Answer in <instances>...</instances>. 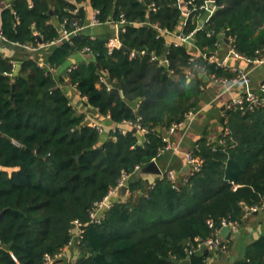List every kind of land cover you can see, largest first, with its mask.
Returning a JSON list of instances; mask_svg holds the SVG:
<instances>
[{
  "label": "trees",
  "instance_id": "16d2710c",
  "mask_svg": "<svg viewBox=\"0 0 264 264\" xmlns=\"http://www.w3.org/2000/svg\"><path fill=\"white\" fill-rule=\"evenodd\" d=\"M4 1L10 3L1 12L7 45L23 52L29 51L24 45L59 38L62 23L72 30L73 22H88L78 4L83 0ZM86 1L102 23L124 15L120 40L127 49L109 54V35L93 38L83 30L37 56L28 52L13 76L10 58L0 56V131L8 136L0 135V264H45L47 253L61 252L73 239L74 220L84 224L75 264H206L198 244L213 234L209 222L241 224L247 209L263 201L264 103L225 108L229 133L214 140L204 132L192 152L202 166L186 180L174 183L166 172L149 182L139 172L158 159L166 130L199 107L201 72L209 80L237 75L203 56L218 49L219 34L246 59L264 48V0H215L208 19L200 8L206 0ZM181 2L191 8L186 22ZM180 32L202 54L195 57L186 42L175 45ZM77 52L93 58L71 66L67 82L101 114L104 133L84 122L86 114L60 86L64 78L52 71ZM104 75L110 89L100 81ZM124 122L131 125L125 132L110 125ZM123 172L130 174L127 199L90 223L91 208ZM232 264H264V234Z\"/></svg>",
  "mask_w": 264,
  "mask_h": 264
},
{
  "label": "crops",
  "instance_id": "0c3cea01",
  "mask_svg": "<svg viewBox=\"0 0 264 264\" xmlns=\"http://www.w3.org/2000/svg\"><path fill=\"white\" fill-rule=\"evenodd\" d=\"M214 1L215 0L209 5L206 16L203 17L204 19H208L213 12H215L216 5ZM181 4L183 13H185L184 8L186 4L183 2H181ZM2 10L3 8H0V27L2 25ZM87 14L88 24L91 20L93 9L89 8ZM186 18L187 16L184 14V22H186ZM85 30H88V33L92 34L93 38L100 34H107L110 36L109 38H111L116 35L117 31L113 24L106 22L99 25H89ZM222 40L223 41L218 45V49L213 55H211L216 60L214 62H217L218 64L222 63L223 66L234 71L244 72L246 74V79L239 80L233 85L228 86L215 79H204L206 81V84L202 87L204 98L200 102L198 108L192 109H197L196 116L191 121L186 120L185 125L178 127L174 132L168 134L171 149L165 151L158 157V159H156L164 174L169 171L174 173L176 182L186 180L188 175L192 172V167L188 163L187 154L193 152L198 139L204 135V132L207 131L209 138L214 140L218 138L219 134H221V127L223 125L222 118L224 117V111L226 108L225 102L227 99L244 94L247 88L259 91L264 83V64L256 63L255 61H250L238 56L233 49L231 40L229 39V42H226L224 39ZM187 44L192 48L194 56L202 54L194 41L190 39ZM47 49L48 48H44L39 52L47 51ZM0 52L3 57L21 61V59L28 57L27 53L31 51L23 52L13 46L2 44L0 45ZM92 58L93 56L86 52H77L68 59L64 66L58 70L53 69L52 71L57 79L60 76L64 78V82H60V86L69 96L70 102L77 112L85 113L86 117L90 118L89 120L102 124L103 117L98 110L86 105L84 102L85 99L80 95L76 87L67 82L69 78V68L71 66H76L82 61L87 62ZM110 125L112 127L119 126L123 129L131 128V125L128 122L121 124L110 123ZM139 173L149 182H153L155 179L153 174L144 173L142 170ZM128 195L129 190L125 194L120 191L112 197V200L115 201L119 199L125 201ZM262 234H264V213L262 211L253 212L250 211V209H247L238 232L233 233L227 228L222 229V237L227 243L226 251L208 249L207 247H202L200 250L207 254L206 264H232L243 258L246 246L258 239ZM78 254L79 249L77 248V245L68 247L64 250L62 257H60L54 264H75Z\"/></svg>",
  "mask_w": 264,
  "mask_h": 264
},
{
  "label": "built area",
  "instance_id": "2783aa9c",
  "mask_svg": "<svg viewBox=\"0 0 264 264\" xmlns=\"http://www.w3.org/2000/svg\"><path fill=\"white\" fill-rule=\"evenodd\" d=\"M213 2V0H206L204 2V4L200 5V8L205 9L206 11L209 8V5ZM189 3H191V1H189ZM79 6H82L86 11L90 8L88 1L83 0L82 2L78 3ZM30 6H32V4H30ZM3 7H10V3L4 0L0 1V8ZM185 15L188 17L190 12H191V8L188 6V4L186 3L185 6ZM99 10L97 9H93V14L91 16V20L88 24L82 26L80 24H78V22H73V29L70 30L68 29L64 23L59 25V28L61 30V35L59 36V38L55 39L54 41H52L49 44H42L41 42H38L37 45H24L23 47L26 48L27 50L31 51V52H35L38 50H41L42 48H47L49 46H52L54 44H58L61 41L65 40V39H69L72 37V35L78 34L80 31H83L86 29L87 26L89 25H99L102 24V22L100 21L99 17ZM106 23H110L113 24L116 27V35L109 38L108 42H107V47H108V53L112 54L114 52V49L116 48H121L122 47V42L120 40V33L125 31V27L124 25L126 24V19L124 18V15H121V19L119 21H114L112 19L108 20ZM164 33L169 34V32L167 30H163ZM175 35V45H179L181 43L184 42H188L190 40V36H187L185 34H183L182 32L178 33V34H174ZM9 40L6 37V35L4 34L2 28L0 27V45L2 44H8ZM13 45H17L16 43H13ZM84 51H90L89 48H85ZM258 52V56L251 60L248 59L250 61H255L256 63H260V64H264V48L257 50ZM238 56V53H236ZM132 56H135L136 53L132 52L131 54ZM0 56H2L1 52H0ZM204 57H207L210 61L214 62L216 61L214 59L213 56H207L206 54H203ZM3 57V56H2ZM196 57V56H195ZM194 56L192 57V59L195 58ZM242 57V56H241ZM153 58H156V56L154 55ZM244 58V57H243ZM12 66H13V71L10 72V76L14 75L15 69L17 68V66L19 65L18 60L15 59H10ZM162 63L168 64V60L167 59H161ZM40 66H44L45 62L43 61H39L38 62ZM219 65L223 66L222 63H219ZM70 70V68H69ZM187 74L191 75L192 71L189 69L187 70ZM246 79V74L244 72L241 71H237V75L232 78V79H227V78H215L216 81H219L221 83H225L226 86L228 85H233L234 83L238 82L239 80H244ZM101 82L106 83L107 84V88L110 89L112 86L111 84H109L107 82V75H104L101 77L100 79ZM246 92L240 96H236V97H230L227 99V101L225 102V107L226 108H231V107H239L242 110H245L246 106L249 105L251 108L254 106H258L262 103H264V83L262 85V87L260 88L259 91H254L251 90L249 88H247V90H245ZM223 94V93H222ZM221 94V95H222ZM85 99V97H83ZM197 114V109L195 110H191L189 111L186 116L185 119L181 122H176L174 124H172L165 132V134L163 135V140L165 142L164 147H162V149H160L158 151V155L157 157L161 156L165 151L171 149V145L168 139V134L171 132H174L178 127L185 125V121L186 120H193V118L196 116ZM84 122L90 124L91 126L97 128V130L100 133H104V127L102 125H100L99 123L95 122V121H91L89 120L87 117L84 118ZM137 129H140L142 133H146L148 132V130L146 128H142L139 124H135ZM117 126H114L113 128L115 129ZM119 127V126H118ZM122 132H125L126 129H123L122 127H120ZM221 132L222 135L225 136L229 133V128L224 124L221 127ZM222 141H225V139H223ZM187 159H188V163L189 165L192 167V172L198 171L200 170L201 166H202V160L198 157V156H194L191 153L187 154ZM156 160V158H155ZM139 170H141V167L139 165H137L135 167V171L134 172H138ZM169 178L175 183L176 179L174 176V173H172L171 171L167 172ZM164 175V174H163ZM130 178V174L127 172H123L122 173V177L120 179V181L118 182V184L114 187H111L107 193V195L100 201L96 202L93 207L91 208L90 212H89V222L90 223H100L101 220L105 217L106 211L108 209H110L114 203V201L112 200V197L115 196L118 192L122 191V187L124 185H128L127 181ZM250 211H262L264 213V198L263 201L260 205H254L252 207L249 208ZM210 226L212 228H214V232L213 234L200 241V243L198 244L199 248L202 247H207L208 249H218L221 251H226L227 250V243L226 240L222 237V229L223 228H227L229 229L231 232L236 233L239 231L240 229V223L238 221H234L231 219H223L221 221V223L219 224L218 227L215 226V223L213 221L209 222ZM83 226L84 224L79 221V220H74L73 224H72V228L71 231L73 233V239L69 242V244L59 253L52 255L47 253L45 256V264H54L60 257H62L63 252L66 248L68 247H72V246H76L77 242H79L81 240L82 237V232H83Z\"/></svg>",
  "mask_w": 264,
  "mask_h": 264
},
{
  "label": "water",
  "instance_id": "95a60500",
  "mask_svg": "<svg viewBox=\"0 0 264 264\" xmlns=\"http://www.w3.org/2000/svg\"><path fill=\"white\" fill-rule=\"evenodd\" d=\"M218 38L224 39L226 42H229L230 41L228 38H226L224 36L223 33L219 34L218 35ZM121 48L127 49L124 45H122ZM200 76L204 77V79H208L209 78L208 75H206L203 72L200 73ZM0 135H3L4 137H8L7 135L3 134L1 131H0ZM142 172L149 173V174H153V176L155 178L161 177L164 174L163 170L161 169V167L159 166V164H158V162L156 160H153L151 163H149L148 165L144 166L142 168ZM128 190H129L128 185H124L122 187L123 194H125Z\"/></svg>",
  "mask_w": 264,
  "mask_h": 264
},
{
  "label": "rangeland",
  "instance_id": "374dc122",
  "mask_svg": "<svg viewBox=\"0 0 264 264\" xmlns=\"http://www.w3.org/2000/svg\"><path fill=\"white\" fill-rule=\"evenodd\" d=\"M40 54V52H30V54L29 55H32V56H37V55H39ZM88 119H90V118H88ZM100 124V123H99ZM101 125V124H100Z\"/></svg>",
  "mask_w": 264,
  "mask_h": 264
}]
</instances>
